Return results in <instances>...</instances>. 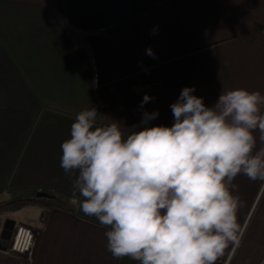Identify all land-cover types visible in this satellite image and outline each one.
<instances>
[{"label":"crops","instance_id":"0c3cea01","mask_svg":"<svg viewBox=\"0 0 264 264\" xmlns=\"http://www.w3.org/2000/svg\"><path fill=\"white\" fill-rule=\"evenodd\" d=\"M8 187L0 264H264V0H0Z\"/></svg>","mask_w":264,"mask_h":264},{"label":"trees","instance_id":"16d2710c","mask_svg":"<svg viewBox=\"0 0 264 264\" xmlns=\"http://www.w3.org/2000/svg\"><path fill=\"white\" fill-rule=\"evenodd\" d=\"M38 192H44L47 196L37 197ZM0 197V215L15 213L29 205H39L50 210L57 208L79 215V201L61 190L8 187L0 192Z\"/></svg>","mask_w":264,"mask_h":264},{"label":"built area","instance_id":"2783aa9c","mask_svg":"<svg viewBox=\"0 0 264 264\" xmlns=\"http://www.w3.org/2000/svg\"><path fill=\"white\" fill-rule=\"evenodd\" d=\"M36 240L37 236L31 227L23 224L16 225L8 248L14 253L26 254L31 257L35 251Z\"/></svg>","mask_w":264,"mask_h":264},{"label":"water","instance_id":"95a60500","mask_svg":"<svg viewBox=\"0 0 264 264\" xmlns=\"http://www.w3.org/2000/svg\"><path fill=\"white\" fill-rule=\"evenodd\" d=\"M46 196H47V194L44 193V192H38L37 193V197H40L41 198V197H46ZM14 226H15V224H13V227ZM9 229L12 230V228H9V225H5L4 231L2 233V238L3 239L6 238L7 241H10V236H9L10 231H9Z\"/></svg>","mask_w":264,"mask_h":264},{"label":"flooded vegetation","instance_id":"af4514ba","mask_svg":"<svg viewBox=\"0 0 264 264\" xmlns=\"http://www.w3.org/2000/svg\"><path fill=\"white\" fill-rule=\"evenodd\" d=\"M9 228H12V230H11V229H9V231H10V233H9V236H10V239H11V238H12V236H13L14 230H15V228H16V225L13 227V225H12V224H10V225H9Z\"/></svg>","mask_w":264,"mask_h":264},{"label":"rangeland","instance_id":"374dc122","mask_svg":"<svg viewBox=\"0 0 264 264\" xmlns=\"http://www.w3.org/2000/svg\"><path fill=\"white\" fill-rule=\"evenodd\" d=\"M2 199V197H0V200ZM20 225V224H18ZM35 232V235L38 236V232L37 231H34ZM37 241V240H36ZM10 242V241H9ZM37 244V243H36ZM30 257V256H29Z\"/></svg>","mask_w":264,"mask_h":264}]
</instances>
